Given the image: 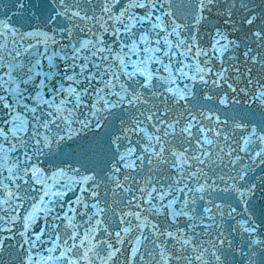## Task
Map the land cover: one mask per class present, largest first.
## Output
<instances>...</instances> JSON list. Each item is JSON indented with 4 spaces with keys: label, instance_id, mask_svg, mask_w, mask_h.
Listing matches in <instances>:
<instances>
[{
    "label": "snow or ice",
    "instance_id": "obj_1",
    "mask_svg": "<svg viewBox=\"0 0 264 264\" xmlns=\"http://www.w3.org/2000/svg\"><path fill=\"white\" fill-rule=\"evenodd\" d=\"M0 7V264H264V8Z\"/></svg>",
    "mask_w": 264,
    "mask_h": 264
},
{
    "label": "water",
    "instance_id": "obj_2",
    "mask_svg": "<svg viewBox=\"0 0 264 264\" xmlns=\"http://www.w3.org/2000/svg\"><path fill=\"white\" fill-rule=\"evenodd\" d=\"M6 5H8V4H6ZM0 9H1V7H0ZM2 11H4L3 9H1ZM18 15V14H17ZM24 20H26V22H28V24L31 22V23H33V21H29L27 18H25Z\"/></svg>",
    "mask_w": 264,
    "mask_h": 264
}]
</instances>
